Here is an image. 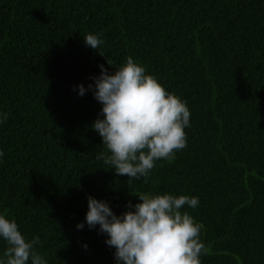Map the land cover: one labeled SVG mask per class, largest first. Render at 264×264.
<instances>
[{
  "label": "trees",
  "instance_id": "1",
  "mask_svg": "<svg viewBox=\"0 0 264 264\" xmlns=\"http://www.w3.org/2000/svg\"><path fill=\"white\" fill-rule=\"evenodd\" d=\"M128 57L191 114L186 147L130 180L92 127L100 66ZM0 151V214L46 264H118L88 197L121 216L141 194L198 197L201 264H264V0H0Z\"/></svg>",
  "mask_w": 264,
  "mask_h": 264
},
{
  "label": "clouds",
  "instance_id": "2",
  "mask_svg": "<svg viewBox=\"0 0 264 264\" xmlns=\"http://www.w3.org/2000/svg\"><path fill=\"white\" fill-rule=\"evenodd\" d=\"M83 40L93 50L104 43L93 34ZM100 67L101 75L94 78V97L102 105L104 118L92 127L110 155L101 153L97 159L112 166L118 176L146 178L157 160L173 159L176 151L186 147L184 129L190 126V111L186 102L146 74L132 57L111 75ZM84 94L80 85L79 95ZM2 115L7 119V114ZM138 199L140 203H129L130 210L117 216L106 202L88 197L86 223L89 229L99 225V231L107 234L105 243L115 249L118 264H201L205 251L199 238L201 225L181 212L185 205L195 209L198 197L141 194ZM0 238L7 244L0 264H46L34 249L39 238L27 240L16 221L3 214Z\"/></svg>",
  "mask_w": 264,
  "mask_h": 264
}]
</instances>
